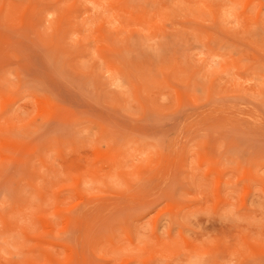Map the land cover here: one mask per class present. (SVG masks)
<instances>
[{"label":"rangeland","instance_id":"374dc122","mask_svg":"<svg viewBox=\"0 0 264 264\" xmlns=\"http://www.w3.org/2000/svg\"><path fill=\"white\" fill-rule=\"evenodd\" d=\"M0 264H264V0H0Z\"/></svg>","mask_w":264,"mask_h":264}]
</instances>
